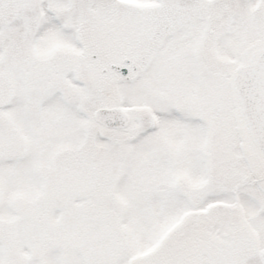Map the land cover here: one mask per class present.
Wrapping results in <instances>:
<instances>
[{
	"label": "snow or ice",
	"instance_id": "snow-or-ice-1",
	"mask_svg": "<svg viewBox=\"0 0 264 264\" xmlns=\"http://www.w3.org/2000/svg\"><path fill=\"white\" fill-rule=\"evenodd\" d=\"M0 264H264V0H0Z\"/></svg>",
	"mask_w": 264,
	"mask_h": 264
}]
</instances>
